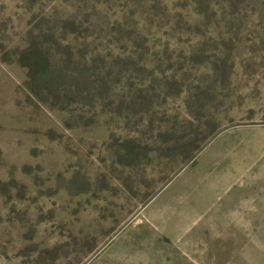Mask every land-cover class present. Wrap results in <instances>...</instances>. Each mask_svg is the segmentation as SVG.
Masks as SVG:
<instances>
[{"label":"rangeland","instance_id":"obj_1","mask_svg":"<svg viewBox=\"0 0 264 264\" xmlns=\"http://www.w3.org/2000/svg\"><path fill=\"white\" fill-rule=\"evenodd\" d=\"M144 46L226 50L232 78L197 104L154 74L162 93L141 120L120 101L148 79ZM27 47L41 58L38 89L22 67ZM0 60V264H84L211 139L196 143L206 127L264 124V0H0ZM156 62L158 72L177 63ZM80 74L90 80L78 88ZM181 75L187 88L213 84L206 67ZM202 105L211 117L200 129L191 112ZM203 157L89 264H264V168L251 170L262 178L245 199L238 187L211 196L196 172ZM248 207L250 245L221 247L213 225L235 229Z\"/></svg>","mask_w":264,"mask_h":264},{"label":"trees","instance_id":"obj_2","mask_svg":"<svg viewBox=\"0 0 264 264\" xmlns=\"http://www.w3.org/2000/svg\"><path fill=\"white\" fill-rule=\"evenodd\" d=\"M69 25L72 27H75L73 23L68 22ZM145 47V60L142 62L140 66V70L144 73H146V76L149 79L145 78V80L142 82L141 86L135 90L133 85H129V91L125 93V95L122 96V100L120 101V104L122 107L125 108V113L127 112L128 115L136 116L137 118L143 120L147 116H153L151 109L153 107V100L157 99L160 97L162 90L161 86H158V88H155L153 86V82L155 75H158L159 83H163L162 85H167V84H173L176 87H178L177 94H186L188 97H192V99L188 100H193L196 99V103H212L214 101V96L216 94V88H221L225 84H229L230 79L232 78V68H233V63H234V57L232 54L227 52L226 50L220 49V48H214L207 53H196V52H191L189 51H183L179 52V55L174 57L172 52L168 51L165 49V51L155 53H151L149 51V47ZM20 56L24 59V57L27 59V62L30 64H21L20 61L19 63L22 65V67L26 68L29 71V80H30V85L32 86L33 89H38L42 85L40 82V77L43 76L41 75L43 72V68L41 67V58L37 52L33 50L32 52V47H27L25 50H23L20 53ZM163 58L161 59L160 58ZM157 58V64H160V60H165L170 63H173L177 61L176 64H171L167 67V70L164 72H158V68H154L152 66L153 60ZM159 61V62H158ZM0 62H4L3 60H0ZM79 62L81 64H86V60L83 56H80ZM178 65V69H174V66ZM187 65L191 66V68L195 69V67H206L208 74L211 75L213 78V84L208 85V84H197L195 87H189L187 88V85L183 84L182 79L180 80V73L186 75L187 74ZM84 72L86 71L83 69ZM184 75H181V78L184 77ZM49 78V79H48ZM47 78V84L51 85L53 87L55 85V79L52 77L48 76ZM153 80H151V79ZM78 82V88L80 86H83V83L90 78L83 77L82 74L79 75V77L76 79ZM80 85V86H79ZM214 85L216 88H213ZM86 87V86H85ZM134 89V90H132ZM95 91V82L94 80L90 82L87 91ZM134 91L135 94L132 92ZM220 94H218L219 96ZM173 96H166V98H170ZM201 100V101H199ZM194 101V100H193ZM187 109V106H186ZM187 111V110H186ZM126 113V114H127ZM130 113V114H129ZM191 115L193 118H195V121H197L198 126L196 128H202L204 127L203 124L201 123V120H205L207 118H210L209 110H205V106L202 105L199 107V114H193L191 112ZM152 121V120H151ZM191 124V123H189ZM178 122L177 119L173 121L172 127L176 128L178 127ZM208 126V125H207ZM190 128L191 125H190ZM219 126L213 124L208 127H206V132L202 134V137L196 141L199 145L200 143H203L207 139H209L211 136L213 137L216 134V131L218 130ZM211 137V138H212ZM197 138V136L195 137ZM176 141L174 143L181 144L182 146L187 144L189 139L187 136H181L175 139ZM131 143V142H130ZM168 143L167 141L165 144ZM197 147V146H196ZM198 149V148H197ZM182 153L183 156H187V158L190 155V152H188L184 147H182ZM185 158V157H184Z\"/></svg>","mask_w":264,"mask_h":264},{"label":"crops","instance_id":"obj_3","mask_svg":"<svg viewBox=\"0 0 264 264\" xmlns=\"http://www.w3.org/2000/svg\"><path fill=\"white\" fill-rule=\"evenodd\" d=\"M259 124L263 123L224 132L198 156V159L204 157L196 170L199 171L197 176L209 195L225 194L235 187L240 188L241 191L235 193L234 197L245 199L253 194V183L262 177L253 176L254 173L250 174V172L256 166L264 168V125ZM251 212L250 207L243 212L235 211L232 215H235L233 219L236 223L232 221L235 229L234 225L229 223L213 225L214 239L220 242L221 247L250 245L252 241L250 233L241 216ZM241 229L243 234L240 233ZM246 262L251 264L249 259Z\"/></svg>","mask_w":264,"mask_h":264},{"label":"water","instance_id":"obj_4","mask_svg":"<svg viewBox=\"0 0 264 264\" xmlns=\"http://www.w3.org/2000/svg\"><path fill=\"white\" fill-rule=\"evenodd\" d=\"M253 124H239V125H233L226 127L220 131H218L196 154H194L184 165L183 167L176 173L174 176L164 185L162 186L140 209L139 211L134 214L129 221H127L94 255H92L84 264H89L101 251L104 250V248L112 242L122 231L123 229L130 224L147 206L148 204L153 201L175 178H177L187 167H189L197 158L198 156L221 134L224 132L242 127V126H249ZM264 125V124H259Z\"/></svg>","mask_w":264,"mask_h":264}]
</instances>
